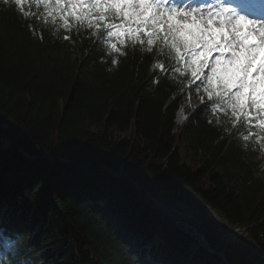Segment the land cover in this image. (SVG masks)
Returning a JSON list of instances; mask_svg holds the SVG:
<instances>
[{
    "label": "trees",
    "instance_id": "1",
    "mask_svg": "<svg viewBox=\"0 0 264 264\" xmlns=\"http://www.w3.org/2000/svg\"><path fill=\"white\" fill-rule=\"evenodd\" d=\"M33 23L0 0V230L28 234L39 264H227L193 228L229 264H264V153L207 80L158 39L116 53L75 21Z\"/></svg>",
    "mask_w": 264,
    "mask_h": 264
},
{
    "label": "snow or ice",
    "instance_id": "2",
    "mask_svg": "<svg viewBox=\"0 0 264 264\" xmlns=\"http://www.w3.org/2000/svg\"><path fill=\"white\" fill-rule=\"evenodd\" d=\"M14 3L25 18L35 20L30 29L41 22L47 25L50 20L53 25L60 22L68 30L74 27L71 21H75L78 27L106 35L108 47L116 53H120L118 45L124 44L125 38L143 42L141 36H147L148 51L158 39L168 48L169 55L174 54L177 64H182L186 71L190 69L191 76L197 80L208 66V58L213 52L218 53L211 64V75L206 77L204 91L210 100L215 97L218 101L212 105L213 110L225 114L230 110L233 124L240 122L237 133L243 141L255 136L264 153V135H261L264 133V19H249L229 0L207 5L206 13L200 7H168L173 0H14ZM26 4L29 10H25ZM33 5L37 8L43 5V11L33 13L30 10ZM247 6L260 5L258 0H247ZM153 67L161 72L165 70L161 63ZM245 126L247 134L240 131ZM253 127L259 132L254 133Z\"/></svg>",
    "mask_w": 264,
    "mask_h": 264
},
{
    "label": "clouds",
    "instance_id": "3",
    "mask_svg": "<svg viewBox=\"0 0 264 264\" xmlns=\"http://www.w3.org/2000/svg\"><path fill=\"white\" fill-rule=\"evenodd\" d=\"M28 234L8 235L0 230V264H39V258L32 254ZM133 264L138 259L131 256Z\"/></svg>",
    "mask_w": 264,
    "mask_h": 264
},
{
    "label": "rangeland",
    "instance_id": "4",
    "mask_svg": "<svg viewBox=\"0 0 264 264\" xmlns=\"http://www.w3.org/2000/svg\"><path fill=\"white\" fill-rule=\"evenodd\" d=\"M175 6L178 7V8L179 7H183L184 8V5H175ZM168 7H171V6H168ZM215 26L218 27L219 25H215ZM215 56H216V54L213 52L212 55L208 59L213 61L212 63H214ZM209 65H210V74H211V64H209ZM188 100H189L191 106H193L194 108L196 106H199L200 104H202V103H204L206 101L205 98H202L197 103H195V96L193 94L189 95ZM184 119H185V113H184L183 109L180 108V110L177 112V115H176L177 125H180L183 122ZM183 157H184V153H181V158L183 159Z\"/></svg>",
    "mask_w": 264,
    "mask_h": 264
},
{
    "label": "water",
    "instance_id": "5",
    "mask_svg": "<svg viewBox=\"0 0 264 264\" xmlns=\"http://www.w3.org/2000/svg\"><path fill=\"white\" fill-rule=\"evenodd\" d=\"M197 234H198L200 240H202L203 245L208 248L209 246H208L207 241L204 238V235L202 233H199V232Z\"/></svg>",
    "mask_w": 264,
    "mask_h": 264
},
{
    "label": "bare ground",
    "instance_id": "6",
    "mask_svg": "<svg viewBox=\"0 0 264 264\" xmlns=\"http://www.w3.org/2000/svg\"><path fill=\"white\" fill-rule=\"evenodd\" d=\"M185 8H191L190 6H185ZM206 11H207V9H205V13H206ZM216 25H218V24H216Z\"/></svg>",
    "mask_w": 264,
    "mask_h": 264
}]
</instances>
